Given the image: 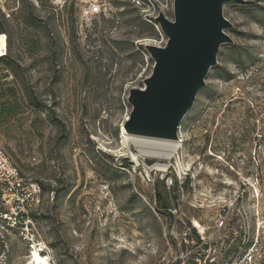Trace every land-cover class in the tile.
<instances>
[{
	"label": "rangeland",
	"instance_id": "obj_1",
	"mask_svg": "<svg viewBox=\"0 0 264 264\" xmlns=\"http://www.w3.org/2000/svg\"><path fill=\"white\" fill-rule=\"evenodd\" d=\"M173 2L0 0V147L42 187L30 221H0V264H264V0L224 4L233 42L169 169L134 158L130 92L145 88L146 44L167 41L155 16L172 19Z\"/></svg>",
	"mask_w": 264,
	"mask_h": 264
},
{
	"label": "water",
	"instance_id": "obj_2",
	"mask_svg": "<svg viewBox=\"0 0 264 264\" xmlns=\"http://www.w3.org/2000/svg\"><path fill=\"white\" fill-rule=\"evenodd\" d=\"M227 1L231 0H174L172 19L164 12L155 17L167 41L163 46L146 44L154 67L145 88L130 92V131L179 138L181 122L206 85L210 69L217 65L220 47L233 42L225 32L233 25L224 16Z\"/></svg>",
	"mask_w": 264,
	"mask_h": 264
},
{
	"label": "built area",
	"instance_id": "obj_3",
	"mask_svg": "<svg viewBox=\"0 0 264 264\" xmlns=\"http://www.w3.org/2000/svg\"><path fill=\"white\" fill-rule=\"evenodd\" d=\"M101 11V5L94 3L87 10V14L94 15ZM147 19L152 21V16ZM6 54L5 49L0 57ZM41 191V184L24 176L7 152L0 147V203L7 207L1 212L0 218L15 225L30 221V213L40 203Z\"/></svg>",
	"mask_w": 264,
	"mask_h": 264
},
{
	"label": "bare ground",
	"instance_id": "obj_4",
	"mask_svg": "<svg viewBox=\"0 0 264 264\" xmlns=\"http://www.w3.org/2000/svg\"><path fill=\"white\" fill-rule=\"evenodd\" d=\"M183 140V139H182ZM135 145L137 146L138 152L133 153L134 158L137 162L142 159L153 158L156 163L154 168L160 170H168L171 166L168 161L175 156V154L180 151L181 140L178 139H165L149 136H139L135 139ZM124 146L129 145L126 140L123 141ZM130 146V145H129ZM194 225L198 227L201 231H205V228L200 224L199 221L194 220ZM39 244V243H38ZM39 245L35 244L36 248L34 251L41 252L42 249L38 247Z\"/></svg>",
	"mask_w": 264,
	"mask_h": 264
},
{
	"label": "trees",
	"instance_id": "obj_5",
	"mask_svg": "<svg viewBox=\"0 0 264 264\" xmlns=\"http://www.w3.org/2000/svg\"><path fill=\"white\" fill-rule=\"evenodd\" d=\"M5 57H6V55L1 56V57H0V60L3 59V58H5ZM125 159H127V158H125ZM131 164H132V163L129 162V160H126V164H125V166H126V165H127V166H128V165H131ZM189 183H191V178H190V176H188V177L186 178V184H189ZM155 190H156V197H157L158 203H160L161 207H163V209H164L165 211H167V214L170 216V218L173 219V218H174V214H173L172 211H171V203H170L169 200H168V197H169V196H167L168 194H164V192L161 191V189H160V185H159V182H155ZM32 215H33V212L30 213V217H31ZM2 220H3V221H2ZM0 221L3 222L2 226H3L4 228H7V229H14V228H15L14 226L9 225L8 221L5 220V219L0 218ZM21 225H23V224H18L17 226H21ZM0 232H1V230H0ZM194 236H195V238H196L195 240H196L198 243L202 241L200 234L195 233Z\"/></svg>",
	"mask_w": 264,
	"mask_h": 264
}]
</instances>
